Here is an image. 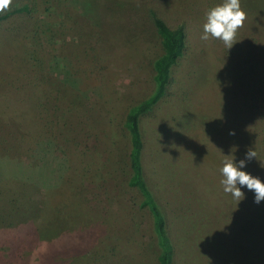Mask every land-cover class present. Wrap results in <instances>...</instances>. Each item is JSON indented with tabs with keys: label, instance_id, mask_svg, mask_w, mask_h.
Listing matches in <instances>:
<instances>
[{
	"label": "rangeland",
	"instance_id": "374dc122",
	"mask_svg": "<svg viewBox=\"0 0 264 264\" xmlns=\"http://www.w3.org/2000/svg\"><path fill=\"white\" fill-rule=\"evenodd\" d=\"M222 0H10L0 22V264H159L129 185V107L155 88L152 11L186 29L166 95L141 117L173 264H264V200L223 191L226 159L264 182V0L228 49L201 39ZM242 198V197H241ZM259 207V210L257 206Z\"/></svg>",
	"mask_w": 264,
	"mask_h": 264
},
{
	"label": "trees",
	"instance_id": "16d2710c",
	"mask_svg": "<svg viewBox=\"0 0 264 264\" xmlns=\"http://www.w3.org/2000/svg\"><path fill=\"white\" fill-rule=\"evenodd\" d=\"M25 10H29L28 4L6 14H1L0 22L14 12ZM151 14L157 32L161 37L163 52L154 61L155 88L153 92L140 102L131 105L125 116L124 125L131 142L129 153L131 174L128 183L139 190L142 195L141 205L146 207L152 215L153 231L159 245L157 257L159 264H173L176 250L168 230L167 218L145 176L143 162L145 139L141 129V117L148 113L166 95L171 80L172 68L179 58L184 55L187 48V35L183 25L172 26L157 12L152 11ZM257 208L259 210L258 206Z\"/></svg>",
	"mask_w": 264,
	"mask_h": 264
},
{
	"label": "clouds",
	"instance_id": "9594fccd",
	"mask_svg": "<svg viewBox=\"0 0 264 264\" xmlns=\"http://www.w3.org/2000/svg\"><path fill=\"white\" fill-rule=\"evenodd\" d=\"M9 3L10 0H0V10L6 8ZM245 19L246 13L241 8L240 0H222L207 11L201 39H219L229 49L235 43L236 32ZM252 157H255V153L249 151L245 158L239 161L226 159L219 169L223 191L238 202L244 198L242 188L245 187L254 191L255 203L264 200V182L244 170Z\"/></svg>",
	"mask_w": 264,
	"mask_h": 264
}]
</instances>
